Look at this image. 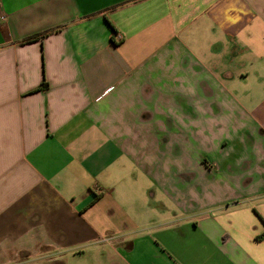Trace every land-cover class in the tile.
Here are the masks:
<instances>
[{
  "label": "crops",
  "instance_id": "obj_1",
  "mask_svg": "<svg viewBox=\"0 0 264 264\" xmlns=\"http://www.w3.org/2000/svg\"><path fill=\"white\" fill-rule=\"evenodd\" d=\"M0 15V264H264V0Z\"/></svg>",
  "mask_w": 264,
  "mask_h": 264
},
{
  "label": "rangeland",
  "instance_id": "obj_2",
  "mask_svg": "<svg viewBox=\"0 0 264 264\" xmlns=\"http://www.w3.org/2000/svg\"><path fill=\"white\" fill-rule=\"evenodd\" d=\"M198 155H200V151L198 149H196L194 141L191 140L189 136H187L185 156H186V160L188 157H190L192 159V161L187 160V162H186V166H185L186 170L184 172V174H187L186 177H192V175H194L196 173V171L198 170V163H196V161H195V159ZM188 182H190V181H188ZM155 205L157 206V204H155ZM17 264H41V263L35 262V261H24V262H20ZM56 264H61V263H56ZM65 264H86V257H83L82 259H80L77 256L75 258L74 257L69 258V261L65 262Z\"/></svg>",
  "mask_w": 264,
  "mask_h": 264
},
{
  "label": "built area",
  "instance_id": "obj_3",
  "mask_svg": "<svg viewBox=\"0 0 264 264\" xmlns=\"http://www.w3.org/2000/svg\"><path fill=\"white\" fill-rule=\"evenodd\" d=\"M6 20L5 15H0V24Z\"/></svg>",
  "mask_w": 264,
  "mask_h": 264
}]
</instances>
